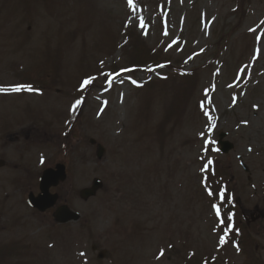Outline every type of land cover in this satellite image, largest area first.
Masks as SVG:
<instances>
[{"label":"rangeland","instance_id":"obj_1","mask_svg":"<svg viewBox=\"0 0 264 264\" xmlns=\"http://www.w3.org/2000/svg\"><path fill=\"white\" fill-rule=\"evenodd\" d=\"M17 85L0 264H264V0H0V88ZM57 164L77 223L26 204Z\"/></svg>","mask_w":264,"mask_h":264},{"label":"water","instance_id":"obj_2","mask_svg":"<svg viewBox=\"0 0 264 264\" xmlns=\"http://www.w3.org/2000/svg\"><path fill=\"white\" fill-rule=\"evenodd\" d=\"M225 134L219 135L218 145L220 146V151L223 154H227L229 151L233 149V146L228 143L222 141L225 138ZM94 145V141L90 142ZM104 155V149L98 145L96 157L100 160ZM2 163L0 162V167ZM66 171L63 165H56L54 169L45 170L40 179H39V194L29 195L27 198V204L34 210L44 213L45 211L53 208L57 202V195L51 194L50 189L58 186L59 183H63L66 181ZM103 187L102 183L94 179L91 182L90 187L84 188L79 191L78 196L82 201H87L93 197H95L96 193L101 190ZM54 220L58 224H67L70 222H77L79 220V214L71 211L67 206L59 207L54 213ZM264 218V215L258 217H250L251 221L254 222L258 218Z\"/></svg>","mask_w":264,"mask_h":264},{"label":"snow or ice","instance_id":"obj_3","mask_svg":"<svg viewBox=\"0 0 264 264\" xmlns=\"http://www.w3.org/2000/svg\"><path fill=\"white\" fill-rule=\"evenodd\" d=\"M128 3H129V5L131 6L132 0H128ZM84 83H85L86 85H87V84H90V83H91V80H85ZM133 83H135V81H133ZM8 91H11V92H14V93H19V92H21V91H29V92H31V91H32V88H31V86H27V85H17V86H15V87H11L10 89H9V88H0V92H8ZM76 104H77V105L80 104V101L77 100V101H76ZM209 143H210V142H209ZM208 163L211 164L212 161L209 160ZM208 195H209V196H212V195H213V192L209 191V192H208ZM221 195H223V193H221ZM213 208L216 210L217 217H219V216H220L219 208H218L216 205H213ZM231 219H232V216L229 214V215L227 216V220H228V221H231ZM224 239H225V238H224L223 236L220 238L221 243L224 242Z\"/></svg>","mask_w":264,"mask_h":264},{"label":"flooded vegetation","instance_id":"obj_4","mask_svg":"<svg viewBox=\"0 0 264 264\" xmlns=\"http://www.w3.org/2000/svg\"><path fill=\"white\" fill-rule=\"evenodd\" d=\"M61 186H62V184H61Z\"/></svg>","mask_w":264,"mask_h":264}]
</instances>
